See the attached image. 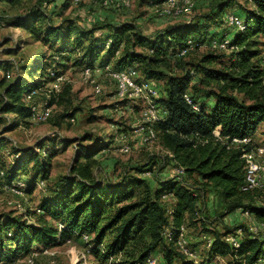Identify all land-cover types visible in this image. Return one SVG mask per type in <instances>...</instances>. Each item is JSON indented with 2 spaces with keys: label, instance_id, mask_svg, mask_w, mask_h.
Here are the masks:
<instances>
[{
  "label": "trees",
  "instance_id": "obj_1",
  "mask_svg": "<svg viewBox=\"0 0 264 264\" xmlns=\"http://www.w3.org/2000/svg\"><path fill=\"white\" fill-rule=\"evenodd\" d=\"M20 1L8 0L12 5ZM164 1L145 0L148 5ZM245 1L254 8H243L240 12L246 28L234 31L231 37L230 43L236 49L224 56L217 53L223 51L208 48L199 60L190 64V68L180 64L190 52L185 56L177 53L189 38L203 43L202 34L208 27L204 18L170 25L153 37L142 35L128 22L94 23L89 27L80 24L75 27L70 20L44 24L41 12L36 13V18L31 12L14 19L35 42L41 41L49 48V60L44 53L39 54L42 61L35 57L32 66L0 60V67L11 71L10 78L0 76L1 113L28 122L31 108L25 95L32 90L39 94L43 86L54 80L49 74L50 69L56 75H64L61 66L67 59L78 61L81 69L95 65H111L116 70L134 68L141 79L162 85V95L157 102L164 117L154 124L156 140L160 139L162 146L171 153L170 162L174 167H182L184 175L181 179L175 176L162 178L155 185L140 175H123L116 182L97 180L92 172L93 157L102 144L95 147L80 145L69 173L44 188L48 193L36 207L40 212L36 209L28 212L31 217L35 214L51 216L55 228L42 224L40 219L30 223L19 216L0 213V261H14L31 251L40 252L74 236L82 239L84 235L89 251L96 252L105 233L110 231L111 240L101 250L104 257L124 251L132 241L148 238L138 263L125 264H144L156 249L163 255L164 264H211L218 260L216 257L226 256L229 257L228 264H264V232L255 236L246 225L204 233L205 238H212V243L209 248L204 245L203 259L197 262L187 257L176 243L181 226L187 228L203 219L198 215L205 192L201 186L191 183L193 175L213 187L223 203L228 202L221 216L243 209L257 222L264 223V204L236 202L246 194L261 190L241 189L245 169L242 154L257 144L251 140L259 125L264 123V69L261 62L253 60L258 55L255 37L264 38V0ZM229 2H221L213 9L210 15L214 21L225 22ZM0 24L6 22L0 19ZM101 30L107 32H98ZM73 31L75 35H72ZM100 51L105 53L104 60L106 56L114 59L113 64L109 60L96 64ZM64 93L62 91L60 97ZM186 93L191 103L186 101ZM233 139H250V142L237 143ZM57 140L58 137L53 135L34 146L12 145L8 149L10 157L5 164L0 163V170L4 171L0 186L21 179L23 192L31 194L38 180L49 178L58 149ZM28 167L32 169L31 174L25 172ZM146 171L149 170L141 173ZM136 189H140L139 192ZM166 198L171 200L169 206L164 204ZM58 224L63 228H58ZM238 228L242 230L240 244L234 247L224 238L227 234L236 235ZM167 231L171 232L169 240L165 236ZM90 234L94 235L92 241L88 238ZM189 245L188 242L190 250L195 252L196 248Z\"/></svg>",
  "mask_w": 264,
  "mask_h": 264
},
{
  "label": "rangeland",
  "instance_id": "obj_2",
  "mask_svg": "<svg viewBox=\"0 0 264 264\" xmlns=\"http://www.w3.org/2000/svg\"><path fill=\"white\" fill-rule=\"evenodd\" d=\"M227 1L230 2L226 9L239 13L243 8H254L253 4L245 0H195V7L189 14L165 18L154 13L145 0H132L129 8L119 10L102 8L92 0H83L77 4H72L68 0H21L13 5L8 0H0V19L6 22L0 26V60H10L14 64L32 66L35 57L42 61L40 53H44L47 57L46 60H49L47 56L49 48L45 47L41 41L35 42L27 31L18 26L17 21H14L15 18L28 15L31 12H33L32 17H35L37 12H41L44 16L42 22L44 24H59L61 21L70 20L75 24V27H79V24L89 27L94 23L104 25L110 22H128L146 37H153L170 25L204 18L208 27L202 37L207 40L211 36L221 37L225 33L233 35L234 31L230 32L231 30L226 27L223 21H214L213 15H210L219 3ZM98 32L105 34L107 30ZM72 35H75V31L72 32ZM255 40L257 41L255 48L258 50V55L253 60L261 62L264 69V38L257 36ZM206 51H208V47L206 43H203L202 46L182 58L180 64L185 68H190V64L199 60ZM217 53H222L224 56L228 54L226 52ZM104 55L105 53L100 51L95 63L109 60L110 64H113L114 59H109V56H106L104 60ZM80 67L78 61L74 62L73 58L72 60L67 59L61 66L65 72L64 79L58 83L54 81L43 86V90L35 95V102L44 103L47 101L44 90H50V98L53 101L52 103L48 101V105L52 106V116L46 122L34 123L30 120L27 122V119L15 118L11 114L5 115L0 112V163L5 164V161L10 157L8 149L12 145L21 148L34 146L38 141L55 135L58 137L56 141L58 149L52 160L49 178L45 181L47 188L60 176L69 173L76 149L80 145L95 147L102 144L100 150L93 157L92 172L97 180L116 182L123 175H140L145 177L151 185H155L162 178L172 177L174 166L170 162L169 151L162 146L160 139L144 145L140 143L138 135L134 132L132 124L139 117L138 108L127 105L117 106L114 84L110 83L101 71L96 72V78L103 90L100 95H95L91 86L82 81ZM159 86L161 90L162 85L159 84ZM55 88H58V91H55ZM62 91L65 93L63 97H60ZM70 113L74 114L68 116ZM71 116L75 118L73 123L69 121ZM252 138L251 142L264 145V123L259 125ZM122 144H128L127 152L119 151ZM5 147H7L6 150H4ZM2 150H4V155L1 154ZM142 170L149 171L142 174ZM25 172L31 174V167H28ZM190 181L201 186L205 192L199 203L201 213L198 215L203 219L184 230L187 243L189 242L193 248H196L197 258L195 259L200 261L205 253L204 233L222 232L227 229L226 227L233 228L238 224L246 225L248 228L249 225L255 224L256 220L252 215L242 214L239 209L221 216L228 202L223 203L218 192L202 182L196 175L190 177ZM47 188L36 187L29 195H14L10 191H0V213H10L11 216H19L30 223L40 219L39 222H43L42 224L55 228L56 223L51 216L38 217L35 214L31 217L28 215L29 211L35 210L37 205L43 202L42 200L48 193ZM139 190L136 189L137 192ZM236 202L264 204V184L260 191L246 194ZM164 204L169 206L170 198H166ZM84 236L82 239L74 236L65 243H59L37 252L31 264H125L133 261L138 263L143 252L142 249L148 242L146 237L142 240L132 241L124 251L104 257L101 250L111 240V232L105 233L104 239L99 245L100 249L96 252L91 249L89 251L88 239H85ZM93 236L90 234L88 238L92 241ZM152 254L157 258L158 264H164L163 255L159 249L153 250ZM27 255L21 256L20 259ZM228 260V256L219 257L211 264H228Z\"/></svg>",
  "mask_w": 264,
  "mask_h": 264
},
{
  "label": "built area",
  "instance_id": "obj_3",
  "mask_svg": "<svg viewBox=\"0 0 264 264\" xmlns=\"http://www.w3.org/2000/svg\"><path fill=\"white\" fill-rule=\"evenodd\" d=\"M83 0H71L72 4H77ZM96 5L102 8H112L114 10L129 8L132 4V0H92ZM151 9L158 16L165 18H173L179 17L183 15L189 14L195 7V0H166L161 3L151 4ZM224 24L228 29L232 31H243L245 26V21L243 16L236 11L229 10L225 14ZM3 24H0L2 26ZM231 37L228 34H224L221 37L211 36L207 40H203V43H206L207 47L211 50L223 51V52H231L236 49V47L232 46L230 41ZM110 43V39L106 42L105 46L107 47ZM203 43H197V40L189 38L186 40V43L180 47L177 55L185 56L187 53L193 51L194 49L203 45ZM152 52V50H150ZM103 72L104 77L107 78L110 83L114 84L115 87V99L116 102L122 103V105H127L128 107H137L139 110V117L133 122L132 127L134 128V132L138 135V139L141 144H149L154 142L157 138L156 132L154 130V124L164 117V112L162 108H160L157 100L161 97L162 93L160 90V86L158 83H155L151 80H144L138 76V71L134 68H126L116 70L111 67V65L106 66H98L95 65L93 67L84 66L80 75L82 81L85 84L91 86L93 93L95 95H100L102 93V86L100 82H98L96 78V72ZM50 76L54 77V81L57 83L64 79V75H56L55 71L49 70ZM0 76H4L6 78L11 77L10 70H4L0 67ZM43 90V89H42ZM46 91L47 101L44 103H34V96L38 93L37 90H32L25 95V101L30 104L31 115L29 120L34 123H42L45 122L52 114V106L48 105V101L50 98V90ZM55 91H58V88H55ZM186 101L191 103V99L188 93L184 95ZM197 109V106H193ZM70 121L73 123L75 118H70ZM234 142L237 143H249L250 139H233ZM129 150L128 144H122L119 148L121 152H127ZM171 156V153L169 152ZM242 157L245 161V169H244V183L241 189L243 191L253 190L256 188H261L264 184V145L256 144L249 151H245L242 154ZM4 175V171L0 170V177ZM184 175V169L182 167H174V174L177 179H181ZM24 186V182L21 179L11 182V184H4L2 187L0 186V190L2 191H10L14 195H26L22 188ZM36 187H41L44 189L46 187L44 180H38L36 183ZM36 209V208H35ZM240 212L244 215H251L249 211L239 209ZM37 212H40L39 209H36ZM58 228H63L61 224H58ZM185 227L181 226L180 233L177 237L176 243L179 249L189 258H193L195 262L197 260L196 253L191 251L188 247V243L184 237ZM248 230L253 235H260L264 232V223L255 222V224L249 225ZM236 235L227 234L225 236V241L230 243L234 247H238L240 244V236L242 230L238 228L236 230ZM166 238L171 239V232H165ZM85 239L87 236H84ZM212 243L211 237L205 238V247L209 248ZM37 252L31 251L26 257L23 259H16L14 261L2 262L0 264H22V263H33L34 258L36 257ZM219 259V257H216ZM144 264H158L157 258L154 255H149Z\"/></svg>",
  "mask_w": 264,
  "mask_h": 264
},
{
  "label": "crops",
  "instance_id": "obj_4",
  "mask_svg": "<svg viewBox=\"0 0 264 264\" xmlns=\"http://www.w3.org/2000/svg\"><path fill=\"white\" fill-rule=\"evenodd\" d=\"M83 26H85V24H83Z\"/></svg>",
  "mask_w": 264,
  "mask_h": 264
}]
</instances>
